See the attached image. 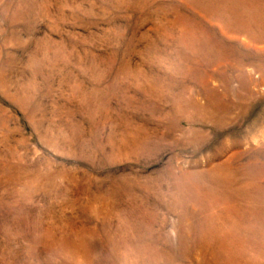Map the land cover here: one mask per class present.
Here are the masks:
<instances>
[{"label":"rangeland","instance_id":"obj_1","mask_svg":"<svg viewBox=\"0 0 264 264\" xmlns=\"http://www.w3.org/2000/svg\"><path fill=\"white\" fill-rule=\"evenodd\" d=\"M0 264H264V0H0Z\"/></svg>","mask_w":264,"mask_h":264}]
</instances>
